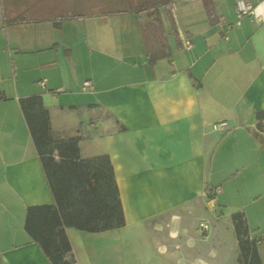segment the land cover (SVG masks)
Returning <instances> with one entry per match:
<instances>
[{
    "label": "crops",
    "instance_id": "crops-1",
    "mask_svg": "<svg viewBox=\"0 0 264 264\" xmlns=\"http://www.w3.org/2000/svg\"><path fill=\"white\" fill-rule=\"evenodd\" d=\"M249 1L238 18L235 0H0V264H50L24 230L54 202L32 95L55 139L112 164L125 224L67 227L76 264H236V212L264 264V0Z\"/></svg>",
    "mask_w": 264,
    "mask_h": 264
},
{
    "label": "trees",
    "instance_id": "trees-1",
    "mask_svg": "<svg viewBox=\"0 0 264 264\" xmlns=\"http://www.w3.org/2000/svg\"><path fill=\"white\" fill-rule=\"evenodd\" d=\"M147 53L150 62L165 55L161 48L149 46ZM19 106L54 201L28 207L24 230L50 264H76L67 227L99 232L125 224L112 164L107 155L81 158L78 137L55 139L40 96L21 98ZM256 118L261 128L264 112H257ZM231 220L238 245L236 264H262L256 244L259 238L250 235L244 214L233 213Z\"/></svg>",
    "mask_w": 264,
    "mask_h": 264
},
{
    "label": "built area",
    "instance_id": "built-area-1",
    "mask_svg": "<svg viewBox=\"0 0 264 264\" xmlns=\"http://www.w3.org/2000/svg\"><path fill=\"white\" fill-rule=\"evenodd\" d=\"M236 1V7H237V14H238V18H241L242 15L246 14V13H251V11L253 10V6L251 4V2L249 0H235ZM182 39V45L186 48V49H190L191 48V44L189 43L188 40L181 38ZM38 85L41 86V88H45V81L44 80H39ZM85 87H87L88 85L85 84ZM224 123H221L219 126H223ZM200 229L202 232H207L208 231V225L206 223H201L200 224Z\"/></svg>",
    "mask_w": 264,
    "mask_h": 264
},
{
    "label": "rangeland",
    "instance_id": "rangeland-1",
    "mask_svg": "<svg viewBox=\"0 0 264 264\" xmlns=\"http://www.w3.org/2000/svg\"><path fill=\"white\" fill-rule=\"evenodd\" d=\"M207 198H208V200H210L209 194L207 195ZM205 209L208 210V211H210V209H212L211 208V205L210 206L209 205L208 206H205ZM212 212H214V211H212ZM201 223H206L208 225V231H209V228H210V224H209V221L207 219H205V218H201L198 221V226H197L198 227V231L200 232L201 236H205L208 233V231L206 233L201 231V229H200V224Z\"/></svg>",
    "mask_w": 264,
    "mask_h": 264
},
{
    "label": "water",
    "instance_id": "water-1",
    "mask_svg": "<svg viewBox=\"0 0 264 264\" xmlns=\"http://www.w3.org/2000/svg\"><path fill=\"white\" fill-rule=\"evenodd\" d=\"M60 24V21L53 22V25Z\"/></svg>",
    "mask_w": 264,
    "mask_h": 264
}]
</instances>
